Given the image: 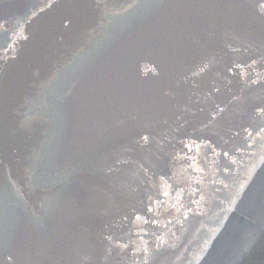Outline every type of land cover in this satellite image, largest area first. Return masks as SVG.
<instances>
[{
	"label": "water",
	"instance_id": "1",
	"mask_svg": "<svg viewBox=\"0 0 264 264\" xmlns=\"http://www.w3.org/2000/svg\"><path fill=\"white\" fill-rule=\"evenodd\" d=\"M0 264H264V0H0Z\"/></svg>",
	"mask_w": 264,
	"mask_h": 264
}]
</instances>
